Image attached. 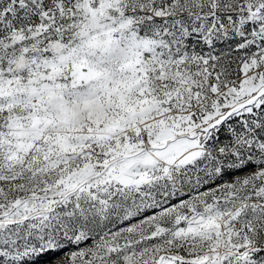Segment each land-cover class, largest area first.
<instances>
[{"label": "snow or ice", "instance_id": "obj_1", "mask_svg": "<svg viewBox=\"0 0 264 264\" xmlns=\"http://www.w3.org/2000/svg\"><path fill=\"white\" fill-rule=\"evenodd\" d=\"M0 264H264V0H0Z\"/></svg>", "mask_w": 264, "mask_h": 264}]
</instances>
